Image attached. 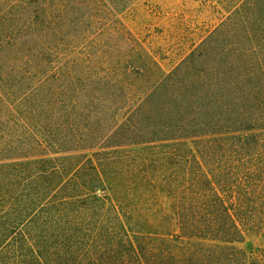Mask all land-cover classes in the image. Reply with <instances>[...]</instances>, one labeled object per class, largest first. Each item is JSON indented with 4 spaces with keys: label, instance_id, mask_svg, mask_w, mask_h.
<instances>
[{
    "label": "trees",
    "instance_id": "1",
    "mask_svg": "<svg viewBox=\"0 0 264 264\" xmlns=\"http://www.w3.org/2000/svg\"><path fill=\"white\" fill-rule=\"evenodd\" d=\"M165 68L102 0H0V264H264V0Z\"/></svg>",
    "mask_w": 264,
    "mask_h": 264
},
{
    "label": "rangeland",
    "instance_id": "2",
    "mask_svg": "<svg viewBox=\"0 0 264 264\" xmlns=\"http://www.w3.org/2000/svg\"><path fill=\"white\" fill-rule=\"evenodd\" d=\"M110 21L135 34L167 69L181 62L221 22L224 12L215 0H102ZM249 233L238 247L263 248Z\"/></svg>",
    "mask_w": 264,
    "mask_h": 264
}]
</instances>
